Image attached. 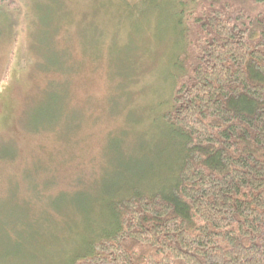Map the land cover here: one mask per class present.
Here are the masks:
<instances>
[{"label":"trees","instance_id":"trees-1","mask_svg":"<svg viewBox=\"0 0 264 264\" xmlns=\"http://www.w3.org/2000/svg\"><path fill=\"white\" fill-rule=\"evenodd\" d=\"M137 1L129 4L134 14L158 15L172 35L167 46L176 47L166 123L151 135L163 144L142 149L170 162L162 175L144 169L125 177L103 205L91 203L86 223L93 228L65 264H264V0H225L226 11L207 4L199 12L194 0H153L150 7ZM15 5L0 0V17L11 20ZM166 6L174 9L165 14ZM53 70L64 73L62 66ZM45 183H29L25 198L16 187L11 196L0 191V218L9 216L5 207L19 208L29 228L64 213L53 202L65 191L50 194ZM14 238L0 236V264L24 256L18 249L27 240Z\"/></svg>","mask_w":264,"mask_h":264},{"label":"rangeland","instance_id":"rangeland-1","mask_svg":"<svg viewBox=\"0 0 264 264\" xmlns=\"http://www.w3.org/2000/svg\"><path fill=\"white\" fill-rule=\"evenodd\" d=\"M14 1L11 20L0 17V157L15 158L0 163V191L11 196L16 187V196L25 198L29 183L47 182L48 193L65 191L53 202L64 213L27 228L20 209L7 206L0 236L27 240L18 249L24 256L9 264H63L93 228L86 223L91 203L103 205L125 177L144 169L162 175L161 165L169 164L142 149L163 144L151 135L163 133L176 47L167 46L172 35L158 15L139 17L130 0ZM152 1L136 3L150 7ZM226 1L193 5L195 12L207 4L226 11ZM58 66L64 73L53 70Z\"/></svg>","mask_w":264,"mask_h":264},{"label":"bare ground","instance_id":"bare-ground-1","mask_svg":"<svg viewBox=\"0 0 264 264\" xmlns=\"http://www.w3.org/2000/svg\"><path fill=\"white\" fill-rule=\"evenodd\" d=\"M142 17V16H141ZM137 18V17H136ZM165 23V22H164ZM163 26V25H162ZM166 26V25H165ZM167 29H168V27H167ZM167 102V101H166ZM160 116V115H159ZM158 118H160V117H158ZM157 122V121H156ZM164 123H166V122H164ZM160 124V123H159ZM168 124V123H167ZM157 127V126H156ZM158 128V127H157ZM166 129V128H165ZM168 130V129H167ZM164 131H166V130H164ZM167 139V138H166ZM168 140V139H167ZM164 142H166V141H164Z\"/></svg>","mask_w":264,"mask_h":264}]
</instances>
